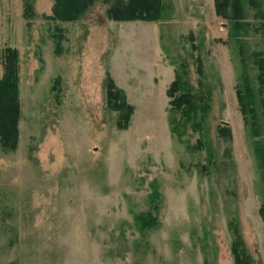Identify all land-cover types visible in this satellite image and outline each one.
Returning <instances> with one entry per match:
<instances>
[{
    "label": "rangeland",
    "instance_id": "rangeland-1",
    "mask_svg": "<svg viewBox=\"0 0 264 264\" xmlns=\"http://www.w3.org/2000/svg\"><path fill=\"white\" fill-rule=\"evenodd\" d=\"M215 1L118 21L116 0L78 19L55 0H0V80L13 49L20 106L16 142L0 138V264H236V250L264 264V10L241 0L236 29ZM178 73L189 114L167 95Z\"/></svg>",
    "mask_w": 264,
    "mask_h": 264
},
{
    "label": "trees",
    "instance_id": "trees-1",
    "mask_svg": "<svg viewBox=\"0 0 264 264\" xmlns=\"http://www.w3.org/2000/svg\"><path fill=\"white\" fill-rule=\"evenodd\" d=\"M97 1L99 0H55L54 13L58 18L78 19ZM215 2L220 16L229 20L236 29L243 28L244 13L241 0H216ZM250 5L260 11L264 10V0H250ZM25 7L26 10L30 8V6ZM109 14L112 19L118 21H133L136 19L159 20L162 15V4L161 0H128L127 2L116 0L109 10ZM261 16L264 19V15ZM3 63L4 75L0 80V138L5 145H14L18 137V122L20 119L17 52L13 49H7L3 55ZM259 64L262 71L259 77L261 83L264 85V60H260ZM108 81L109 98L110 100L112 99L111 102L113 100L120 102L121 100L122 104L116 103L114 108L123 109L122 120L128 122L134 113V106L127 102L125 92L116 85L112 77ZM180 88L183 87L181 86V79L178 73L176 74V80L171 83L167 90V95L171 98L170 105L173 110L182 111V107L186 106L189 108L183 110V112L189 114L193 108V96L190 92H186L184 96L177 97L176 93ZM238 100L243 116L248 121L250 120L253 129L257 130L258 121L256 113L258 112L255 96L247 82L245 91L238 89ZM126 105L127 109L122 108V106ZM126 112L128 113L126 114ZM121 125V127H127V123ZM221 131L227 134L228 127H223ZM261 215L264 219V207L261 209ZM239 248L241 249V242ZM241 251L243 250L241 249ZM234 255L236 264H252L249 255H247L248 259H244L241 257L239 250H236Z\"/></svg>",
    "mask_w": 264,
    "mask_h": 264
}]
</instances>
